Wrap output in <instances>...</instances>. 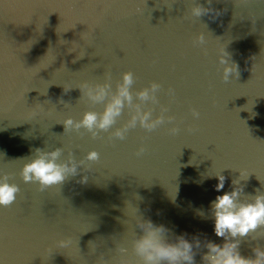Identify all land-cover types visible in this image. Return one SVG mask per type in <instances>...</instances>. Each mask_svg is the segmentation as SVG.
Returning <instances> with one entry per match:
<instances>
[{
	"label": "water",
	"instance_id": "95a60500",
	"mask_svg": "<svg viewBox=\"0 0 264 264\" xmlns=\"http://www.w3.org/2000/svg\"><path fill=\"white\" fill-rule=\"evenodd\" d=\"M195 5L214 11L195 17ZM222 48L239 66L228 82ZM127 71L135 78L134 103L138 91L159 83V104L145 102L144 110L156 118L167 107L164 115L174 121L151 132L138 123L124 140L109 139L133 114L125 106L95 139L85 129L65 132V119L104 110L83 96L82 83H104L110 75L115 91ZM56 148L63 149L61 163L69 152L80 161L97 151L100 159L44 191L25 183L20 173L36 150ZM4 174L20 192L12 206H0V264H96L101 254L115 264L119 245L137 264L131 253L133 233L142 234L137 216L166 226L170 236L222 243L210 211L216 196L235 187H243L241 200L264 193V0H0ZM219 174L227 178L221 192ZM68 237L71 245L60 248ZM257 246L264 248V228L244 238L240 252L254 258ZM196 251L202 264L207 249Z\"/></svg>",
	"mask_w": 264,
	"mask_h": 264
},
{
	"label": "clouds",
	"instance_id": "9594fccd",
	"mask_svg": "<svg viewBox=\"0 0 264 264\" xmlns=\"http://www.w3.org/2000/svg\"><path fill=\"white\" fill-rule=\"evenodd\" d=\"M213 11L202 5H195L191 10L195 17H201ZM197 42L201 45L205 43L203 33L199 35ZM220 51L219 62L224 65L223 80L228 82L233 74L239 76V66L234 62L230 63V57L225 48ZM110 81L109 75L104 83L84 82L78 87L83 96L93 104H104V110L102 112L87 111L79 121H74L72 118L65 119L63 121L65 132L71 130L79 132L85 129L95 139L101 132H109L123 114L125 106L134 110L133 114L122 127L116 128L110 134L109 139L115 137L124 140L128 131L135 128L138 123L142 128L151 132L165 123V120L170 123L175 120L174 116L164 115L169 111L164 106H161V114L156 118H152L153 109L144 110L145 102L151 101L154 105L159 104L156 94L161 89V84L152 82L150 88L146 87L138 91L135 95L140 102L134 103L131 91L135 82L133 72L127 71L123 74L122 82H117L115 91L112 90ZM71 88L65 87L64 91L68 92ZM169 94L174 95V90L169 89ZM192 115L199 118L200 113L193 109ZM189 130L192 131V129ZM169 131L171 134H177L180 128L172 127ZM145 151L146 149L142 146L136 155L140 156ZM62 155V148L47 152L37 149L35 157L22 168L20 173L22 180L25 183H38L40 191H44L49 187L62 185L70 176L78 175L81 167L85 171H91L90 167H86V162H96L100 159L97 151L89 152L80 161H77L73 153L69 152L68 160L61 163L58 161ZM246 174V171H240L241 177ZM216 178L218 183L215 190L221 192L227 178L221 174L216 175ZM9 180L8 174L0 176V206L2 207L12 206L20 192L19 186L10 183ZM82 182H87L86 176ZM232 183L236 185L239 182L234 180ZM242 192L243 187H235L230 192L217 195L211 202L210 211L214 218V234L222 238V243H216L207 237L202 241L200 234L180 233L170 236V230L166 226L157 225L151 219L137 216L135 224L142 234L134 232L131 242V253L138 258L137 264H196V250L202 247L207 249L202 255V264H264V248L262 247L257 246L252 249L254 258L253 256L245 257L240 252L241 241L264 228V193L258 190V194L252 196L250 200H241ZM190 235L191 239H189ZM57 243L60 248H67L72 240L68 237ZM116 253L115 264H134V261L129 258L127 247L117 246ZM96 264H110V261L101 254Z\"/></svg>",
	"mask_w": 264,
	"mask_h": 264
}]
</instances>
